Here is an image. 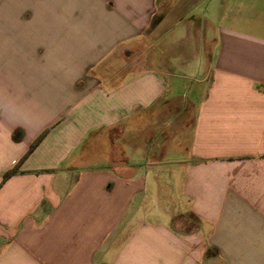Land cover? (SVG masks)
I'll use <instances>...</instances> for the list:
<instances>
[{
	"label": "crops",
	"instance_id": "obj_1",
	"mask_svg": "<svg viewBox=\"0 0 264 264\" xmlns=\"http://www.w3.org/2000/svg\"><path fill=\"white\" fill-rule=\"evenodd\" d=\"M0 264H264V0H0Z\"/></svg>",
	"mask_w": 264,
	"mask_h": 264
},
{
	"label": "rangeland",
	"instance_id": "obj_2",
	"mask_svg": "<svg viewBox=\"0 0 264 264\" xmlns=\"http://www.w3.org/2000/svg\"><path fill=\"white\" fill-rule=\"evenodd\" d=\"M206 5H207V2H206ZM184 11H185V8L183 7L182 9H180L176 12L177 15H175V16L173 15V18L178 16L180 12L182 13ZM188 12H189V9H186L185 14ZM185 35H186L185 31H183L182 27L175 28V32L170 37L171 38L170 41L171 42L173 41L175 43L177 40L181 39ZM185 43H187V42H185ZM179 45L181 46L182 43H179ZM196 51H197L196 54L193 55V57H192L193 58L192 61H196V59L198 58L197 56H198L199 49H196ZM180 52H181V50L177 49V50H175V52H173V55L168 56L170 61L173 63L172 67L174 69V80L169 79L168 82L175 84V88L177 90V93L180 94V97H181L180 100H183L185 97H188L189 99H191L192 94H195L196 97L199 98V96L204 91L206 84H202V82L198 83V81H200V80L194 81V77L196 75L193 76V75H190L188 72H185L184 67L182 66L183 64H178V60L180 58V56H179ZM159 53L162 54V50H159ZM176 102L177 101H175V105H176ZM152 121L155 122V120H153V119H152ZM174 140H176V138H174Z\"/></svg>",
	"mask_w": 264,
	"mask_h": 264
},
{
	"label": "trees",
	"instance_id": "obj_3",
	"mask_svg": "<svg viewBox=\"0 0 264 264\" xmlns=\"http://www.w3.org/2000/svg\"><path fill=\"white\" fill-rule=\"evenodd\" d=\"M45 135V132L42 133L29 147L27 153L20 159V161L18 162V164L12 168V170H9L7 172H5L3 175H2V179L3 181L7 180L9 177L15 175L18 173V167L19 165L28 157V155L30 153H32V151L35 149V147L38 145V143L41 141V139L44 137Z\"/></svg>",
	"mask_w": 264,
	"mask_h": 264
}]
</instances>
